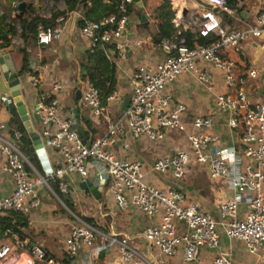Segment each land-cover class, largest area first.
I'll return each instance as SVG.
<instances>
[{
	"label": "built area",
	"instance_id": "2783aa9c",
	"mask_svg": "<svg viewBox=\"0 0 264 264\" xmlns=\"http://www.w3.org/2000/svg\"><path fill=\"white\" fill-rule=\"evenodd\" d=\"M260 2L264 4V0ZM133 3V0H121L119 18L110 15L79 28L89 43L90 54L108 44L119 56L124 55L121 39L128 26V7ZM169 4L173 12L170 23L175 32L170 38L158 41L164 59L154 67L136 69L130 80V99L125 110L111 114L107 103L113 96L104 102L91 83L78 79L79 104L90 111L93 119L105 123V135L98 139L88 137L83 142L84 134L77 131L78 120L61 118L55 101L37 100L34 113L39 117V129L33 127L34 131L42 147L53 149L60 158L50 174L39 172L33 166L19 147L23 135L12 131L9 122L0 118V179L6 177L13 183L9 194L0 192V215L11 211L20 213L30 225V211L40 205L37 191L45 188L74 219L64 241L65 259L71 260L88 248L91 260H98L96 237L99 235L103 241L117 244L120 264H155L154 258L133 247L128 237L117 240L102 233L96 223L77 216L64 203L61 196L68 193L65 179L78 176L99 188L103 199L111 196L119 210L134 207L148 220L159 216V224L145 227L141 236L160 257H174L182 249L183 262L194 263L202 249L217 248L220 235L224 234L229 241L242 243L249 255L264 264V71L251 67L242 72L230 57L231 53H240L242 43L248 40L264 41V10L257 11L251 20H242L234 17L235 10L224 0H169ZM71 15L82 18L80 11ZM224 15L237 19L240 26L232 28L224 24ZM62 31L61 25L54 28L39 25L35 36L37 45H50L60 38ZM186 31L202 38L213 37V40L207 46L195 43L190 47L182 36ZM200 62L220 71L230 92L216 94L215 109L206 116H193L188 131L182 122L185 106L172 105L173 97L166 90L178 76L189 74L211 91V76L197 67ZM46 70V66L38 67L27 76V83L37 88ZM258 77L262 79V98L254 102L246 89L248 81ZM61 89L58 81L51 86L53 94ZM10 104L14 105L12 97L0 92V111L8 109ZM220 115L226 117L231 133L240 134L238 149L222 148L221 138L208 133ZM168 133L182 137L187 148L156 158L149 168L130 155L133 144L143 140L157 145ZM118 150L125 154L119 155ZM201 164L207 165L212 181L225 179L235 194L234 199L217 206V217L203 210L198 202H188L179 188H160L147 180L148 174H168L179 183L186 179L191 167ZM0 264L62 262L51 258L29 237L7 229L0 238ZM213 264H233V260L228 254H220Z\"/></svg>",
	"mask_w": 264,
	"mask_h": 264
},
{
	"label": "crops",
	"instance_id": "0c3cea01",
	"mask_svg": "<svg viewBox=\"0 0 264 264\" xmlns=\"http://www.w3.org/2000/svg\"><path fill=\"white\" fill-rule=\"evenodd\" d=\"M39 1L41 2L42 10L35 9L36 13L41 17L48 18L53 11L51 12L42 0ZM141 2L142 8H138L134 4L135 8L140 12L137 13L132 7L131 13L128 15L126 34L121 39L125 46L124 55L119 56L114 49L109 54L110 61L115 66L117 82L115 93L112 95L113 99L107 103L111 114H118L123 110L125 100L130 99V80L136 69L140 66L154 67L164 59V55L158 46L160 38L156 40L158 22L154 19V11L161 3L157 4L151 11L148 8V0H141ZM16 4H11L8 0H0V15H3L8 23L14 21L17 28V34L13 37L9 36L11 39L10 46L7 49L0 50H15L11 54L12 65L16 70L23 71L26 86L23 96L33 127L36 129L38 126L37 121L33 119V104L35 101L43 99L45 102L55 101L58 107V114L63 119L72 118V111L78 109V125L83 126L86 132L87 128L83 120L89 121L94 131L92 139H98L105 135V123L102 120L93 119L90 111L79 104L80 90L78 79L86 81V78H83L82 70L84 68L82 65L86 63L87 54L89 53V43L81 36L79 31V19L73 18L71 14L68 15L63 22L57 24V26L61 25L63 27L60 38L54 40L48 46H39L35 38L32 37L25 41L21 36L20 20L18 21L15 17L17 12L15 9ZM29 6L35 7L32 4H29ZM239 7L241 11H235L234 17H239L242 20H251L255 17L257 11L264 10V4L260 0H243ZM243 13L248 15L246 19L243 18ZM142 15L145 16L144 21L141 19ZM228 20L231 23L224 21V24L232 28L240 26L237 19L228 18ZM138 42L141 45H137ZM263 44L264 41L248 40L242 43L240 53H231L230 57L236 62L242 72L251 67L258 69L260 72L264 71V53L258 58L256 56L257 48L262 47ZM20 46H23V48H19ZM24 48L31 50V54L27 57L28 65L26 68L22 64ZM31 59L34 60V64L32 69H29ZM43 66H46L47 70L42 76L39 86L37 88L31 87L27 83V76L36 72L38 67ZM197 67L211 76V91L198 84L189 74L178 76L166 90L173 97L172 105L180 103L185 106L186 111L183 114L182 122L188 131L191 130V118L193 116H206L215 109L216 94L230 92L226 86L224 75L220 71L203 62L198 63ZM7 68L9 69L10 67L7 66ZM56 81L60 82L62 89L53 94L51 86ZM261 81L262 79L258 77L257 79L249 80L247 83L248 96L254 102H258L262 98ZM14 115L22 125L19 116ZM0 118L4 122H9L12 114L7 108H2ZM208 133L218 135L221 138L222 148L238 149L240 146V134L229 131L224 115H220L215 119L214 125ZM185 148H187V145L182 137L175 133H168L166 139L157 145L149 144L143 140L133 144L129 153L134 158L142 160L145 167L149 168L156 158ZM45 153L50 168H53L60 159L59 155L49 147L45 148ZM118 154L125 153L118 150ZM40 167L41 172H45L41 164ZM147 180L156 187L179 188L184 192L188 202H198L203 210L213 217H217V206L220 203L235 198L234 192L229 188L225 179L215 181L210 179L206 164H201L194 168L191 167L186 179L179 183L168 174H161L158 178L156 174H148ZM65 182L68 186V193L63 197L69 201L73 209L81 211V216L83 215L86 221L97 222L98 228L102 233L117 240L128 237L130 244L145 254V256L154 258L155 264H186L183 262L182 249H179L178 255L174 257H160L157 250L150 247L143 240L141 236L142 230L147 226L159 224V216L153 220H148L139 214L134 207L119 210L111 196L103 199L100 195L99 198H96L89 191L83 190L80 187L83 181L78 176H69L65 179ZM12 190V181L6 177L1 178L0 192L9 194ZM37 194L40 205L30 211L29 219L31 224L28 225L27 219V227L23 229V234L33 242H35L34 238H41L43 244L45 243V245L41 244V246L51 258L61 261L62 264H120L117 244L113 241L105 242L102 237L97 239L100 253L98 260H91V252L88 248L82 249L71 260L65 259L64 241L71 224L68 216L66 214L65 216L61 215L60 209L54 205L51 195L48 194L45 188L39 189ZM244 208L245 206L242 204L240 207L241 215H243ZM179 227H181V224H179ZM220 254L230 255L233 264H259L256 257L246 252L242 243L229 241L224 234L220 235V242L217 248L202 249L197 261L190 264H213L214 259Z\"/></svg>",
	"mask_w": 264,
	"mask_h": 264
},
{
	"label": "trees",
	"instance_id": "16d2710c",
	"mask_svg": "<svg viewBox=\"0 0 264 264\" xmlns=\"http://www.w3.org/2000/svg\"><path fill=\"white\" fill-rule=\"evenodd\" d=\"M24 0H8L9 3H18ZM54 4L63 3L65 9L63 11L55 10L51 13L48 18L41 17L36 13L34 7L29 6L27 11L22 15L20 19L21 36L25 41L30 38H35L36 30L39 25L44 27L54 28L57 24L63 22L68 15L75 11L80 10L82 13V18L78 20L79 28L83 27L86 22H99L110 15H116L118 18L121 13L118 10L121 0H50ZM161 5L157 7L154 11V19L158 22V33L156 40L158 38H170L174 33L172 25L170 23L173 12L169 4V0H161ZM226 5L235 11L240 12L241 9L239 4L243 0H224ZM139 13L134 6V3L128 7V15L131 13V9ZM223 21L231 23L226 15L223 16ZM17 34V28L15 22H6L5 17L0 15V49H7L10 46L11 39L9 36L13 37ZM182 36L186 38L190 47L195 43L207 46L209 45L213 37L202 38L196 36L188 31L182 32ZM112 45H103L102 48L98 47L95 51L87 54V61L82 65L85 69L86 81L91 83L98 91L99 97L102 101L106 102L109 97H111L116 90V70L114 64L110 61L109 54L113 51ZM23 67L26 68L28 65V60L26 56L25 49L23 50ZM50 102V101H49ZM86 125V132L84 137L88 136L92 139L94 131L91 128V124L87 120H83ZM9 126L12 131L18 132L23 135L24 128L19 123L18 119L14 114L9 121ZM19 147L21 151L27 156L33 166L41 172V167L39 161L34 154L31 144L28 140L21 137ZM64 198L63 196H61ZM70 208V207H69ZM27 227V218L20 213L7 212L4 215H0V238L3 237L4 232L7 229H11L17 232L21 237H25L23 234V229Z\"/></svg>",
	"mask_w": 264,
	"mask_h": 264
},
{
	"label": "water",
	"instance_id": "95a60500",
	"mask_svg": "<svg viewBox=\"0 0 264 264\" xmlns=\"http://www.w3.org/2000/svg\"><path fill=\"white\" fill-rule=\"evenodd\" d=\"M133 2L136 5V7L142 8L141 0H133ZM29 4L34 5L38 10L42 9L39 4V0H24L18 2L15 5V9L17 11L15 17L18 19V21L21 19V16L27 11ZM247 16L248 15L246 13H243L244 19H246ZM141 19L144 21L145 16L142 15ZM19 48H23V46H20ZM14 51H15L14 49H10L9 51L0 50V67H1L0 92L3 94L10 93L14 105L10 104L8 106V110L10 111L11 114H16L19 116L20 121L22 122L24 128L23 138L32 143L33 148L36 151L37 158L40 164L42 165L43 169L45 170V173L50 174L52 172V169L50 168L49 162L47 160L45 149L42 147V142L40 140V137L34 131L33 124L31 123L28 107L27 104L25 103V99L23 96V92L25 91V87H26L24 83L23 71L16 70L12 65L11 54ZM25 51H26V56L28 57V55L31 54V50L25 49ZM263 53H264V44L262 47L257 48V55H256L257 58L260 57ZM33 64H34V60L31 59L29 69H32ZM7 66L10 68L8 69ZM82 73L84 78L85 77L84 69L82 70ZM36 103L37 101L33 104V110H35ZM128 104H129V100H125L123 105V110H125L128 107ZM72 113H73L72 118L78 120L79 118L78 109H74ZM33 119L35 121L39 119L37 113H34ZM77 131L80 134H85V129L81 125L77 126ZM87 140H88V136L84 138L83 142H86ZM80 187L85 191H89L96 198L100 197V189L96 188L88 180L83 181L80 184Z\"/></svg>",
	"mask_w": 264,
	"mask_h": 264
},
{
	"label": "rangeland",
	"instance_id": "374dc122",
	"mask_svg": "<svg viewBox=\"0 0 264 264\" xmlns=\"http://www.w3.org/2000/svg\"><path fill=\"white\" fill-rule=\"evenodd\" d=\"M42 1L46 4L45 6H46L47 8H49V10H50L51 12L54 11V9H55V10H60V9L65 8V6H64L63 3L53 4V3H51L50 0H42ZM159 3H161L160 0H148V3H147V4H148V8L152 11L153 8H154L157 4H159ZM47 5H48V6H47ZM34 8L37 9L36 7H34ZM37 10H38V9H37ZM39 10H42V9H39ZM150 10H149V11H150ZM151 11H150V12H151ZM37 129H39V126L37 127ZM160 175H161V174H156L157 178H158ZM46 191H47V190H46ZM48 194H49V193H48ZM50 197L53 199V203H54V205H56V206L58 207V209H60L59 212H61V215L65 216V214H66V215L68 216V220H69V222L72 223L74 219H73L71 216L68 215V213L64 210V208L60 205V203H58V202L56 201V199L53 198L52 195H51ZM62 199H63L64 203H65L67 206H69L77 216H79V217L85 219L83 215L81 216V211H78V210H76V209H73L72 206L70 205V203H69V201H68L67 199H65V198H62ZM94 222H95V221H94ZM92 223H93V222H92ZM94 224H95V223H94ZM96 224L98 225L97 222H96ZM96 238L99 239L100 236L98 235ZM46 240H47V239H46ZM34 241L36 242V244H37V243H38V245L40 244V246H41V244H43V241H42L41 238H34ZM43 245H45V243H44Z\"/></svg>",
	"mask_w": 264,
	"mask_h": 264
}]
</instances>
